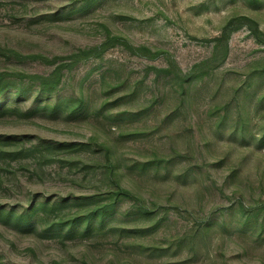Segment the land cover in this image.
I'll list each match as a JSON object with an SVG mask.
<instances>
[{
	"label": "rangeland",
	"instance_id": "rangeland-1",
	"mask_svg": "<svg viewBox=\"0 0 264 264\" xmlns=\"http://www.w3.org/2000/svg\"><path fill=\"white\" fill-rule=\"evenodd\" d=\"M0 83V264H264V0H0Z\"/></svg>",
	"mask_w": 264,
	"mask_h": 264
},
{
	"label": "trees",
	"instance_id": "trees-1",
	"mask_svg": "<svg viewBox=\"0 0 264 264\" xmlns=\"http://www.w3.org/2000/svg\"><path fill=\"white\" fill-rule=\"evenodd\" d=\"M36 78H38L39 80H41V82H40V84H41L40 88H43V87H46L47 86V87H50V89H54V88H57L58 87L59 82H60V77L57 75V72L55 73V75H51L49 77L41 78V77L36 76ZM5 91H6L5 85H3V84L0 83V96ZM49 91H51V90H49ZM83 101L84 100H80L79 103L81 104V102H83ZM54 106H55L54 107V110H55V108L58 107V105H54ZM6 111H7L6 110V107H4V105H1L0 104V115L4 114ZM118 189H119L118 192H117L118 195L125 193V192L122 191V188L121 187H119ZM102 212L105 213L106 210H103ZM101 214L103 215V213H101ZM6 215H7V217L8 216H11L12 213L10 212V213H7ZM20 216H21V219L22 220H25V221H23L24 224H25V223H28L29 222V220H30V218H31L32 215L29 214V215L25 216V213H24L23 215H20ZM84 220L85 219L83 218V221ZM75 224H77V220H76V223ZM75 224H73V225H75Z\"/></svg>",
	"mask_w": 264,
	"mask_h": 264
}]
</instances>
